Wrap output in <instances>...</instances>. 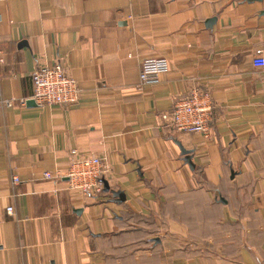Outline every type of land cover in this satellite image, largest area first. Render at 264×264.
<instances>
[{"label":"crops","instance_id":"obj_1","mask_svg":"<svg viewBox=\"0 0 264 264\" xmlns=\"http://www.w3.org/2000/svg\"><path fill=\"white\" fill-rule=\"evenodd\" d=\"M258 55L264 0H0V90L14 101L0 107V264H264ZM147 58L169 69L140 87ZM56 62L79 100L29 104L32 72ZM195 86L211 100L207 138L160 123ZM71 150L108 158L109 191L43 178L64 175Z\"/></svg>","mask_w":264,"mask_h":264},{"label":"built area","instance_id":"obj_2","mask_svg":"<svg viewBox=\"0 0 264 264\" xmlns=\"http://www.w3.org/2000/svg\"><path fill=\"white\" fill-rule=\"evenodd\" d=\"M1 62V61H0ZM252 64L256 68H264V56H256ZM169 69V63L164 58H147L139 69V86L158 84ZM32 101L41 107H69L79 100V89L76 81L70 77L65 66L60 62L38 66L31 74ZM184 98L179 99L173 110L160 116V123L177 133L202 135L207 138L210 132L212 115L211 100L207 93L195 86ZM13 100H5L0 90V107L10 108ZM21 105L25 101H20ZM68 169L64 175L56 172H44V179H66V190L73 191L89 198H98L104 192V181L111 176V167L104 155H80L76 150L69 153ZM18 177L12 178V184H19ZM12 216L14 209L6 208Z\"/></svg>","mask_w":264,"mask_h":264},{"label":"water","instance_id":"obj_3","mask_svg":"<svg viewBox=\"0 0 264 264\" xmlns=\"http://www.w3.org/2000/svg\"><path fill=\"white\" fill-rule=\"evenodd\" d=\"M29 104H35V102L34 101H30V103ZM180 150H181V154L183 155V156H185V161H186V163L192 168V164H191V156H190V152L189 151H186V150H184V148L183 147H180ZM104 190L105 191H109L108 190V184H107V182L106 181H104ZM114 196L116 197H122L123 195L121 194V193H119V192H116V193H114ZM121 199H123V197L121 198Z\"/></svg>","mask_w":264,"mask_h":264}]
</instances>
